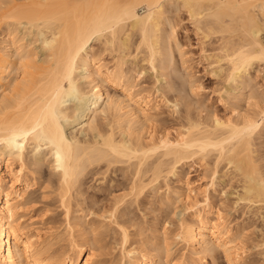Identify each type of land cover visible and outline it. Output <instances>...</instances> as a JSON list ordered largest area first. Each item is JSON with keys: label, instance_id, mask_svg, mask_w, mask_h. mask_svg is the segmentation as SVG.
Returning a JSON list of instances; mask_svg holds the SVG:
<instances>
[{"label": "bare ground", "instance_id": "6f19581e", "mask_svg": "<svg viewBox=\"0 0 264 264\" xmlns=\"http://www.w3.org/2000/svg\"><path fill=\"white\" fill-rule=\"evenodd\" d=\"M206 1L203 0V3L201 0H0V264H101L92 259L89 241H84L83 238V241L79 242L74 239L75 234L69 240V249L60 253L59 258L54 259V256L51 258L49 255L45 257L43 247H36V243L32 241L34 237L39 240L40 236L35 234L27 236L23 230L24 226L18 222L19 217L16 218L19 208L27 203L26 191L37 184L38 179H43L42 184H55L60 206L64 208L65 213L67 211V215H70L68 212L72 201L78 206L79 201L83 199V192L80 191L83 186L82 177L88 173L87 169L92 166L98 167L101 163H104L102 166H106L105 172L107 170L115 172V169H109L112 165L126 164L127 173L122 172L124 181H121L132 197L129 200L132 199L131 203L136 205L145 198V194L155 191V187H158L156 185L160 182L166 189L163 192L168 190L169 194L171 189L169 180L178 174L177 167L181 166L184 160L197 156L210 162L211 156L215 165L225 162L227 166H231L233 172L239 174L240 178L235 176L237 174L234 175L242 182L237 181L241 185H238L240 190V193L237 191L238 200L249 204L248 208L249 206L255 208L252 210L247 208V212L252 211L248 213L253 214L256 209L257 212H264L262 210L264 170L262 169V174L260 165L255 162L253 155H250V150L254 149L251 137L256 131L258 133L261 127L263 131L264 127V88L261 92L257 90L261 88V84L264 85V76L261 77L263 83H257L255 80L257 78H252L249 71L253 65H257L258 69L261 67L264 69V0ZM141 4H144L147 10L140 15L136 9ZM170 8L178 15V10L185 9L186 16L188 14L187 18L190 19L188 20L195 26L193 30H196V35L199 34L204 41L208 42L206 39L211 41L213 34L214 48L211 45L212 41L211 46L203 40L202 44L209 45L214 50L216 47L217 51L219 48L221 54L216 53L218 56L221 55L219 58L217 55V58L211 55V58H216L215 64H218L216 71V65L212 61L214 71L219 74L225 73L221 77H225L223 83L226 82V86L227 82L229 87L233 84L229 91L223 87L219 95L220 101H225L229 104L227 106H230L228 118H219L213 114H209L207 118V111L211 110H208V106L205 107L204 102L201 104L202 100L199 105L200 99L196 104L198 108L203 106L207 108L204 110L207 112L206 120L203 121L199 115L194 118L196 112L191 116L192 109L189 110L188 107L193 104L191 100H194L188 98L186 88L189 83V88L196 87L191 86L192 81L189 77H185L188 74L184 76L180 74L182 71L179 72L180 68L176 66L178 60L172 61V52L175 49L174 52L178 54L181 63H178L181 65L178 66L184 67L186 62L175 33V27L179 22L176 26L172 24L175 23L173 22L175 19L170 20V17L176 13L171 14ZM164 14L171 16L164 17ZM135 35L138 39L134 37ZM28 37L31 40L25 43ZM133 37L135 41L137 40L134 48L131 47ZM94 40L97 43L101 42L100 46L105 50L104 53L116 52L112 53L117 57L113 58L114 62L109 68L106 63L93 57L94 45L91 47V43L95 42ZM35 43L41 45V51L44 50L40 60L37 59V49L33 47ZM131 48L137 51L136 54L130 52ZM140 51L141 55L145 56L143 60L147 62V66L149 65L148 68L151 67L153 72L158 69L157 72H160L166 81L167 85H163L166 88L163 87L162 91L163 95L172 92V99H175L173 105L175 107L172 108L175 110L176 101L185 107L183 119L177 118L182 120L178 123V130L175 128L177 136L176 138L173 136L174 140L170 139L169 133L165 130L161 132L164 135L155 138L154 135L158 132L149 124L158 120L155 118L158 114L154 113L157 111L158 100H153L155 99L153 96L138 97L139 91L134 90L132 85L134 82L132 84L127 82L129 72L122 69L126 63L129 64L128 60L131 58L133 61L131 63L130 60V63L136 66V57ZM127 56L130 57L127 59ZM78 70L82 72L80 75L77 74ZM123 71L127 75H124ZM82 78L84 83L88 84L89 90L83 88V83L80 82ZM254 82L259 87L255 88L257 84ZM109 86L120 87L123 91L122 97L121 94H114V98H110L111 94L108 95L109 92L106 90L107 88L109 90ZM162 91L160 90V93ZM194 93V96L199 95ZM88 96L90 99L84 102ZM172 99L166 100L171 104L169 101ZM101 101L105 102V106L107 105L112 112L107 111L115 115L112 122L116 124H111L113 127L110 126L112 128L108 131L97 123L98 114L105 112L104 109L96 110ZM68 102L72 104L67 105ZM165 102L164 105L167 104ZM78 108L83 113L81 118H84L80 121L81 132H90L92 135L90 139L80 140L64 132L66 123L77 121L73 119V113ZM199 113L201 114L200 111ZM205 114L202 115L204 119ZM114 127L117 130L115 128L114 131ZM260 131L259 134L263 133ZM44 146L52 158L51 167L57 170L58 179L55 182L49 178H42L40 159L27 160V155L31 151ZM257 148L260 149L259 146ZM253 152L255 151L252 150ZM13 160H16V166H13ZM6 182L9 183L8 188L5 186ZM117 182L119 186L122 184L120 181ZM181 188L186 193L183 192L181 195L180 190L175 188L173 192L179 193L178 201L180 199L186 203L200 192H193L190 182L186 180ZM167 196L170 195L164 197ZM119 197L123 199L125 196L117 198ZM117 202L118 207L119 200ZM244 202L245 207L247 204L244 205ZM124 206V209L130 208ZM202 216L197 212L192 222L187 218L181 221L180 233L186 243L185 246L187 245L188 254H181L178 259L170 258L171 248L164 244L166 240L163 239L162 242L159 240L160 243L154 242L153 247L150 245L154 253L151 250L150 253L142 249L128 250L126 247L124 249L130 234L125 227L122 230L120 228V242L123 245L122 251L120 250V264H207L203 251L205 255L207 252L212 255L214 253L212 251H217L219 246L224 248V253L228 257L230 242L223 239V231L211 224L209 226ZM261 216H264V213ZM73 220L75 221V218ZM82 222L78 217L71 226H69L71 222L68 226H73V229L76 226L81 232L87 227ZM197 246L203 251L198 250ZM263 250L264 248L260 251ZM261 253L264 256V251ZM231 256L230 254L229 258ZM210 264H215V261Z\"/></svg>", "mask_w": 264, "mask_h": 264}, {"label": "rangeland", "instance_id": "374dc122", "mask_svg": "<svg viewBox=\"0 0 264 264\" xmlns=\"http://www.w3.org/2000/svg\"><path fill=\"white\" fill-rule=\"evenodd\" d=\"M201 2H203V0H201ZM206 3L207 1L205 2V4ZM171 7L174 8L173 6ZM170 9L169 11L171 12L172 9L171 10ZM146 10L147 8L145 7V5L141 4L137 7L136 12L141 15V14H144ZM181 10L182 8L178 10L179 12V15H178V13H176L173 9L171 14L173 12L176 13L178 15V18H176L177 17L176 14L174 15L175 17L172 14V17H170V20H172L171 18L178 20V21L173 20V22H175L176 24L172 23L171 21V23L174 24L175 26L179 22L178 25L175 27V33H176L177 38H179L181 50L184 52L183 58L185 59L186 62L184 64V67L178 66L181 63L179 62L178 54L174 52L175 49H173L174 50L173 52L175 54H173L172 52V56L175 57V58L172 57V61L174 62L175 59L178 60V61L175 60V62L177 61V65L176 64L175 65L178 67V69L180 68L178 70L179 72L182 71L180 74L182 76L188 74V76H185V77L186 78L189 77V79L192 81L191 86L194 85L197 88L196 89L192 87L194 91H191L193 89L189 88L190 83L187 84L188 87L186 86L187 96L190 100L193 98L194 101L191 100V102L195 104L194 105L195 109L193 107V104H190V107H188L189 110L194 109L193 110L194 112L192 110L190 111L191 116H193L194 115L193 113L196 112L195 113L196 115L194 116V118L199 115V118H202L203 121L206 120L207 115H208L207 118H209V114L216 115L219 118L220 117L224 119L228 118L230 116L229 112L231 111L230 106H227L228 103H226L225 101L224 102H222V100L220 101L219 95L221 92L220 90H222L223 87L225 88V90L228 89L227 91H229L231 90L232 88L231 86L233 84H230L231 86L229 87V84L227 82V86H226L225 85L226 82L223 83V81H225L224 80L225 77H221V75L224 76L225 73L224 72H223L224 74L216 73L218 64L217 63L215 64V62H217L215 59L221 56L220 50L218 48L219 46L217 45L219 52L216 50V47H215V50L210 47L213 43L215 44V41L213 39V34L211 36L212 39L210 38L212 43L209 39H206L208 40L207 42V41H204L205 40L204 38H203L204 40L201 39V37L198 36L199 34L196 35V30L195 31L193 30L195 29V26H192L191 25L192 21L190 23L189 17L187 18L188 14L186 16V13H185L186 10L185 9L182 11ZM166 11L168 10L166 9ZM169 14L168 16L167 14H164V17L171 16ZM134 37L136 38V35ZM134 37L132 40L133 46L131 45V47L133 48L135 46L134 45L135 42L137 41V40L136 41L134 40L135 39ZM136 39H138V36ZM30 40L31 39H29V37L28 39L26 38L25 43H29ZM202 40L204 42L209 43V45L211 43V45L210 46L203 45ZM215 40H217L216 37H215ZM100 43L101 42L97 43L96 41L91 43V47L94 45L93 50H92L93 52L91 51L93 53L92 55L97 61L101 60V62L106 63L109 68V66H112L114 59L117 57V55H115L116 57L114 56L116 52L115 53L112 52L114 53L113 55L112 53L109 54L108 52L104 53L105 50L102 49V47L100 46L101 45ZM39 44H36V43L33 44L34 45L33 47L35 48V50L37 49L36 52L39 54V55L37 54L38 56L37 59H39L44 54V50L43 49H42L43 51L40 50L41 45ZM31 47L32 46H30L29 49H31ZM135 51L136 50L132 49L130 52L136 54L137 51L136 52ZM138 53H140L139 55H141L142 52L140 51ZM216 53L217 54L220 53L219 56ZM139 55L138 57H136L139 62L135 58L136 66H134L135 64L133 65L131 64L133 60L132 58L131 59L129 58L131 60V63H130V60H128L129 64L126 63L123 66L124 68H122L124 71L127 70L126 71L127 73L129 72L128 73L129 76L127 77V82L128 83L130 82L131 84L132 82H134L132 85L134 86V90L136 89V91H139L138 97L140 96V97L146 98L149 96L151 97L153 96L155 97V99L153 100H158L157 102L161 104V105L158 104L157 111L154 112L158 114V116L157 117L155 116V118L158 120L160 119V120L159 121L157 120L158 122L154 121L153 124L151 123L149 124V126L153 125L154 129L158 132V133H155L154 135L155 138L156 137L158 138L159 136L164 135V133H161V132H164L165 130V132L169 133L168 135L170 139L174 140L173 136H175L174 138H176L177 136V132L175 130L176 129L178 130V123L181 122L185 114V107L182 106L180 102L176 101L177 106L175 110L173 109L175 107V106L173 107L175 103V99L174 98L172 99V92H168V93L166 92V94L164 93L163 95V91H162L163 90L162 88L164 87L163 85L165 86L167 85L163 76L161 77L160 72H157L158 69H155L156 71L154 70L155 72H153V70L150 69L151 67L148 68L149 65L147 66V62L143 60L145 59L144 58L145 56H143V54L141 56ZM211 55L213 56L215 55V57L217 55V57L211 58ZM130 56H127V59ZM212 61L213 62L215 61L214 64L216 65L215 66L216 69L213 67L214 64L212 63ZM218 63L220 65L222 64L220 62ZM130 64L133 66V68L132 66L131 67L129 66ZM126 65L129 67H127ZM214 69L216 71H214ZM249 71H251L250 75L252 74L251 75L252 78L258 79V80L255 79L257 83L258 82L263 83L261 77L264 76V69L262 67L258 69L257 65H253V68H250ZM81 73L82 72L80 70L77 71V74L80 75ZM124 75H127V74L124 72ZM130 77L132 78V80ZM159 77H161L162 81L160 80ZM128 78H130L129 81H128ZM156 78H159L158 80H160L161 82L158 81ZM81 80L80 82L83 83V88L85 90H89V87L87 88L88 84L86 85V83H84L85 81H83L84 80L83 78ZM160 86L162 87L159 88ZM260 86L261 88L257 84L255 88L259 87V89L257 90L261 92L264 88V85L261 84ZM106 90L109 92V93L107 92L108 95L111 94V96H109L110 98L113 97L114 94H118V95L121 94L120 97H122L121 92L123 91L118 86H109V90L108 88ZM160 90L162 91V93H160ZM197 90L198 92H196ZM194 92L199 95L194 96L193 95ZM235 93H237V91H235ZM245 94H247L246 91H245ZM165 96L167 97L165 98ZM159 98L161 99L159 100ZM88 99H90V96H88L84 102H87ZM166 99H169V100L172 99L173 102L172 101H169V102L173 104L172 105L169 104ZM199 99H200L199 105L203 104L204 102L205 107L208 106L209 108L208 110H211V111H207L208 113L205 112L207 108L205 109L203 105H202L203 107L201 106L202 108L200 107L198 108V105H197L198 103L196 101H198ZM201 100H202V103H201ZM164 102L167 104L164 105ZM69 103L70 102H68L67 105L72 104V103L70 104ZM104 103L105 102L101 101L100 104L96 106V110L101 111L102 109H104L105 111V112L102 111V113L98 114L97 123H99V126L102 129L108 131L113 127L115 123V122H112L113 118L115 119V117H113L115 115L114 113L113 114L109 113L111 110L108 109L107 108L108 106L107 105L105 106ZM243 103L244 102H242L241 104ZM243 106L245 107L244 104L242 105V107ZM169 107L170 108L173 107L172 108L173 111ZM75 110L76 112L74 111L73 113L74 114L73 119L74 120L76 119L77 121L73 122L71 119L70 121L72 122H69L70 124L66 123V125H64V132L68 136H71V135L76 136L80 140H83V139L87 140L88 138L90 139L92 137L91 133L81 132V129H80L82 125L80 124V121L84 119V118L83 119L81 118L83 113L79 111L80 110L79 108L78 110L77 109ZM107 110H109V112ZM199 111L201 112V114L200 113L198 114ZM205 113H207V115ZM204 114H205V119L203 117ZM177 118L179 119L182 118V119L179 120ZM176 121L177 123H175ZM115 128L116 127H114V131H115ZM261 129H259V131ZM259 131L258 133L256 131L253 134V135H257L259 138L253 135L251 137L253 140V142L251 140V144L254 145V149L252 148V145L250 144L252 150L255 151L257 155L255 154V152H253L254 153L253 154L252 150H250L251 151L250 155L251 156L253 155L252 157L255 159V162L258 163V165H260L259 168L261 169L260 171L262 172L264 170V156H263L264 155V137H263L264 135L262 136V134L264 133V127H263V131L261 130L263 133H261L260 131L261 134H259ZM119 136L120 135H118V137ZM256 145L260 147V149L257 148L258 146L256 147L258 149L257 150L258 152L256 151V148H255ZM28 158L29 159L38 158L41 160L42 178H49L51 181H54V182L57 181L58 179L57 170L51 167L52 158L48 152V149L45 146L40 148L39 150L31 151L30 154L27 155V160ZM210 158H212V160ZM210 158L209 160L211 161L209 162V161H206L205 159L204 161L198 158L197 156L189 157L188 159L184 160V162H182L183 164L181 163V166L179 165L177 167L178 174H176V176H173L169 180L170 182L168 184H170L171 186L170 193L175 191V189H179L181 195L183 194V192L186 193L184 189L182 188L180 189V186L182 185V183H184L185 180L190 182V186L194 189L193 192L200 191L197 195L192 196L187 203L185 201H181L180 199L178 201L177 196L179 195V193L174 194L173 192L172 194H170L168 192L169 194H167L168 190L163 192L166 189L164 188L165 186L162 187L163 184H161L160 182L159 183L160 185L157 184L156 186L158 187H155L157 190L154 188L155 191H151V194L149 192L150 195L145 194L144 195L145 198L141 199L140 200L141 202L138 201L140 204L137 202L138 204L136 203L137 205L136 206L135 204L131 203L132 199L129 200L132 197H130L131 195L128 194L129 192L127 190V187L123 185L122 183V181H124V178L123 176H121V174L122 172L127 173L125 169L126 164L112 165L111 167H109V169H115V172L114 170H111V171L107 170L105 172L106 166L105 165L102 166L101 164H104V163H101L100 164L101 166L100 165H99L100 167L98 166L100 169L97 166L95 167L92 166L90 167L89 170L87 169L88 173H86L85 176L82 177L83 186L81 185L82 188L80 187L81 188L80 191L83 192L82 194L83 199L79 201L78 206L74 203V201H72V206H70V210L68 212L70 215H67V211L65 213L64 208L62 209V207L60 206V203L58 201V197L56 194L57 192H56L55 184L54 185L53 184L51 185L48 183L42 184L43 179H38L37 184H35L29 190L26 191L25 196L27 198V203L23 204L19 208L16 218L19 217L18 222L22 224V226H24L23 230L25 234L26 233L28 234L27 236L31 234L40 236L39 240H36V237H34L35 239L32 241L36 243V244L34 243L36 247L37 246L43 247L45 257L49 255L50 257L54 256V259L59 258L60 255L64 253V251L66 252L69 249V246H68L70 242L69 240H71L70 238L74 236L73 234H75L76 238L74 236V239L79 240V242L83 241V238H85L84 241H89V243L91 244V248H92L91 249V252L93 254L92 259H94V261L97 260L101 264H120V261H121L120 250L121 248L123 249V245L120 242L121 241L120 231L122 230L123 227H125V229H127L128 231L127 233L130 234L127 240L126 246H124V249L125 247L128 250L130 248L131 249L135 248L136 250L142 249L145 252L146 251L150 252L151 250L154 253V251L152 250L153 249L152 247L155 243H157V241L159 242V240L161 239V242L163 240L164 241L166 240L165 243L164 242L163 243L166 245H169V248H171L170 258L178 259V257L181 256V254L182 255H185V253L186 255L188 254V252H186V250H188L187 245L185 246L186 243H184V241L182 240V237H181L182 235L180 233L181 232L180 225H182L181 221L184 220V218L185 219L187 218V220L192 222L193 219H195L194 217L195 214L197 212H200L201 215H203L202 218H205L204 219L205 221L207 220V223L209 226L211 224V226L213 225L216 228L218 227L221 232L223 231V236H224L223 239H225L226 241L228 240V242H230L231 244L229 246L231 247L230 252H228L229 256L230 254L232 256L233 254H236V256L234 255L233 257L231 256L229 258V256L227 257L226 253H224L225 252L224 248L219 246L217 248V251L216 250L212 251L214 252L212 253V255L216 254L213 257L211 253H209L210 254L209 255L208 252L205 255V251H203L202 248L197 246L198 250L203 251V254L207 260L206 261L207 264L209 262L213 263V261H215V264H230L231 260H233L231 264H236V263L237 264H264V258H262L264 257L262 255L263 253L260 254V252L264 251V250L260 251L264 248L263 247L264 243L262 244V242H264L263 241L264 234H262V231L264 232V228H262V226L264 227L263 225L264 216H261V214H263L264 212L258 211L260 212L258 213L257 212L258 209H256V211L254 210L257 214H260L262 218H260V216L255 214L254 211H253L254 212L253 214H250L252 211H248L250 212L248 213L247 208L249 204L242 201L241 199L238 200L239 194L237 191H239L240 193L239 186H241L237 182V181L239 182L241 181V179L239 180L240 178L239 174L236 172H233L232 171L233 169L230 168L231 166L230 167L229 165L227 166L225 162H222L221 165L220 163L215 165L213 157L210 156ZM262 158L263 160H261ZM12 163H13V166L17 165L16 160H13ZM222 164L225 166L223 167ZM115 166L117 168H115ZM122 167L123 169L121 170L120 168ZM234 175L238 176L239 178L238 177L235 178ZM110 180L112 181L110 182ZM114 180L120 181L122 184L119 186L117 185L118 182L116 183V181ZM5 186L8 188L9 183L6 182ZM172 187L175 189H173ZM181 190H184V191L181 192ZM176 191L178 192V190ZM122 195L123 197L124 196L125 197L123 199L119 197L122 199V201H120L121 199L117 197L122 196ZM165 195H170V196H167L165 198L164 197ZM116 200L117 201L119 200L120 206L118 207H117L118 202ZM144 202L145 204L143 205ZM243 202H244V205L245 203L247 204L245 205V207L243 206ZM124 205L130 208L124 209L125 207ZM250 208L251 210L255 209L249 206L248 209ZM122 212H125V213L121 215ZM67 216L68 218L70 217L71 219L70 218L68 219ZM78 217H80L81 222L83 221L82 222L83 225L84 223H85V226L87 225V227L85 228L87 230L84 229L83 231L79 232L78 227H77L78 229L76 228V226L74 227L75 229L72 228L73 226L69 227L73 224V222L76 221V219H78ZM256 217H258V219ZM74 218H75V221L73 220ZM68 220H70L71 224L70 222H68ZM70 228H72L73 230ZM120 228L121 230L119 231ZM261 236L263 238H261ZM150 245H152V247H150ZM233 247L235 250L233 249ZM215 257L216 259L214 260ZM211 260L213 261L211 262Z\"/></svg>", "mask_w": 264, "mask_h": 264}]
</instances>
